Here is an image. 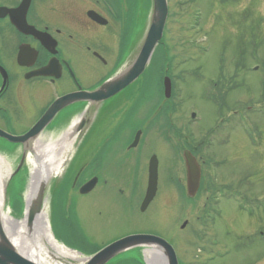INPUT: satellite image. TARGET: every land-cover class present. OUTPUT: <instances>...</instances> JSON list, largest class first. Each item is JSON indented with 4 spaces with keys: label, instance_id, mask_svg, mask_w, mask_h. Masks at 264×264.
<instances>
[{
    "label": "rangeland",
    "instance_id": "374dc122",
    "mask_svg": "<svg viewBox=\"0 0 264 264\" xmlns=\"http://www.w3.org/2000/svg\"><path fill=\"white\" fill-rule=\"evenodd\" d=\"M101 2L111 3L117 14L110 27L116 50L96 80L110 77L128 60L127 64L134 60L149 30L153 10L152 0ZM168 3L163 49L157 48L139 85L110 100L135 97L128 102L127 116L117 117L107 131L103 129L110 119L94 121L77 140L76 152L66 163L65 168L77 159L79 165L88 162L85 156L99 142L103 154L100 163L109 185L86 197L77 195L79 227L99 246L133 235L160 237L174 247L180 264H264V0ZM104 31L110 34L109 29ZM165 70L171 74L168 77L173 76L176 95L171 117L182 133L180 138L175 131L166 135L165 117L160 123L153 121V112L160 109L159 88L167 75H163ZM82 80L86 84L83 74ZM28 104L25 100V109L17 117L19 132L33 126L45 107ZM125 126L132 127L134 134L143 129L145 133L131 159L119 153ZM66 129L54 123L44 134L57 139ZM210 134L212 138L207 136ZM4 144L0 155L11 169L4 208L23 220L32 167L27 162L15 173L23 149ZM79 147L85 149V156ZM197 147L205 185L213 184L218 192L222 187L228 190L220 194L216 190L214 195L212 190H204L190 202L183 151ZM153 155L159 160V190L148 211L142 212L148 161ZM65 174L48 182L50 209L48 205L43 211L49 214L55 238L69 244L62 211L57 210L55 218L51 212L52 187L58 188L55 186ZM211 195L215 200L209 201ZM110 264L147 263L141 248H134Z\"/></svg>",
    "mask_w": 264,
    "mask_h": 264
},
{
    "label": "flooded vegetation",
    "instance_id": "af4514ba",
    "mask_svg": "<svg viewBox=\"0 0 264 264\" xmlns=\"http://www.w3.org/2000/svg\"><path fill=\"white\" fill-rule=\"evenodd\" d=\"M24 3L25 0H0V132L14 136L28 133L55 101L69 95L94 92L109 78L96 80L100 70L109 66L116 50L110 27L116 21L117 14L111 3H102L101 0H31L28 10L21 8ZM91 13L101 16L104 20H95ZM23 21L50 37L38 39L22 33L15 24ZM105 29H109L110 34H106ZM42 71L50 75H38ZM82 74L87 78L86 84L83 83ZM133 99L125 97L121 102L107 101L98 105L78 102L60 112L52 124L56 123L58 128L68 129L80 118L79 124L84 126L73 135L83 138L94 121L108 118L109 125L103 129L107 131L110 125L116 123L117 117L127 116L128 102L130 100L132 103ZM25 100H28V105L32 108L40 104L45 107L33 126L19 132L17 117L21 116L25 109ZM123 131L125 136L120 140L122 146L119 153L131 159L145 136L144 129L134 148L132 145L139 131L134 134L130 126H125ZM211 133L213 134V131ZM212 134L207 136L212 138ZM101 135L103 136L104 132ZM206 141L211 145L209 139ZM5 142L7 141L0 138V148L4 147ZM98 143L97 141L94 144V149L87 156L85 149L79 147L78 151L81 148L80 151L88 158V162L79 165L77 159L76 162L67 165L68 170L64 169L66 174L62 175L61 181L55 186L58 188L52 187L53 216L57 215L55 213L57 210L62 211L61 215L64 216L62 221L69 227L66 237L72 239L68 240L69 244L84 253L97 248L100 250L108 245L99 246L95 239L93 241L92 236H86L82 232L76 212L77 195L86 197L80 193L83 185L97 179L96 189L92 193L109 185L104 180L105 169L100 163L103 154ZM197 150L198 147L191 148L190 151L197 158L203 173V165L197 156ZM147 187L142 201L146 197ZM88 237H91L92 241ZM1 249L8 252L0 237ZM4 256H1L3 264H13Z\"/></svg>",
    "mask_w": 264,
    "mask_h": 264
},
{
    "label": "water",
    "instance_id": "95a60500",
    "mask_svg": "<svg viewBox=\"0 0 264 264\" xmlns=\"http://www.w3.org/2000/svg\"><path fill=\"white\" fill-rule=\"evenodd\" d=\"M153 1V11L151 17V24L149 30L145 36L143 44L140 51L134 58V60L128 66H124L118 73L111 77L107 82L100 86L97 90L91 93H80L69 95L57 100L47 111V113L42 117L38 124L26 135L24 136H12L5 133H1V136L13 144H22L25 146V151L21 160V165L18 170H20L27 158V151L31 150V144L37 140L38 136L52 123L54 118L59 112L64 110L71 104L85 101L92 104H101L115 97L122 91L126 90L128 87L137 82L146 72L152 57L155 53L157 46L162 42L164 37V32L166 24L169 17V6L168 0H152ZM31 0H25L24 5L21 8L28 10ZM91 16L95 20L102 21L99 15L91 13ZM16 27L25 34L33 35L38 39H44L50 37L47 34L38 32L35 28L30 27L26 21L23 23L15 24ZM4 72V70L2 69ZM40 75L48 76L50 75L46 71L39 73ZM172 80L170 78H165L164 80V95L166 99L172 97ZM193 119H196V115H193ZM141 132L138 133L133 147L138 143ZM184 160L186 163V168L188 172V196L190 198H195L198 194L201 186L202 171L200 165L196 158L191 152H184ZM159 183V160L157 156H153L150 161L149 167V185L147 190L146 198L142 205V212H146L150 207L151 203L155 199L158 192ZM97 184V180H92L81 188V193L87 195L93 191ZM46 183L42 182L35 196L28 206L27 220L29 227H33L38 218L40 217L43 204L45 200ZM187 224L183 226L186 227ZM0 237L4 242L5 247L8 250V254L4 250H0V263L3 264L2 259L4 257L9 258L10 262L13 264H37L25 258L12 241L6 235L3 227L1 211H0ZM134 248H145L147 249H158L161 250L168 261V264H179L177 253L174 247L168 243L166 240L152 235H134L117 241L104 250L88 259L85 264H108L115 257L121 253ZM2 256V257H1ZM54 257V256H53Z\"/></svg>",
    "mask_w": 264,
    "mask_h": 264
},
{
    "label": "bare ground",
    "instance_id": "6f19581e",
    "mask_svg": "<svg viewBox=\"0 0 264 264\" xmlns=\"http://www.w3.org/2000/svg\"><path fill=\"white\" fill-rule=\"evenodd\" d=\"M79 123L80 118L61 135H58L59 137L57 139L44 134L34 143L33 154L28 156V162L32 170L25 197L27 205L32 201L42 182L47 183L62 174L67 155L77 140L73 134L76 132ZM10 175L11 169L9 164L0 155V209L2 212V220L7 236L18 250L28 258L39 262L41 261V263L44 261L43 255L47 251L52 252L59 259L80 260V256L77 253L65 250L62 245L57 243V239L51 231L47 211H43L33 227H29L26 218L18 220L10 212H5V193ZM48 202L49 200L46 202V208L48 207ZM144 259L148 264H168L163 252L158 249L146 250Z\"/></svg>",
    "mask_w": 264,
    "mask_h": 264
},
{
    "label": "trees",
    "instance_id": "16d2710c",
    "mask_svg": "<svg viewBox=\"0 0 264 264\" xmlns=\"http://www.w3.org/2000/svg\"><path fill=\"white\" fill-rule=\"evenodd\" d=\"M161 48L163 49V46H161ZM161 67V66H160ZM163 71V70H162ZM162 77V76H161ZM161 79V78H160ZM158 109V107L155 109V111Z\"/></svg>",
    "mask_w": 264,
    "mask_h": 264
}]
</instances>
